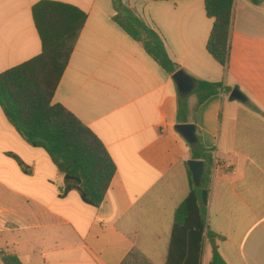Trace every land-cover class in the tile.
<instances>
[{"label":"crops","instance_id":"1","mask_svg":"<svg viewBox=\"0 0 264 264\" xmlns=\"http://www.w3.org/2000/svg\"><path fill=\"white\" fill-rule=\"evenodd\" d=\"M40 1L0 0V74L42 53ZM50 1L88 16L53 102L96 134L117 171L99 207L78 191L62 196L48 153L0 106V264L1 254L22 264H166L175 212L191 192L184 124L214 159L207 223L216 237H204L201 264L213 244L226 264H264V0H235L227 68L208 52L206 0H121L161 37L175 73L118 25L115 0ZM179 71L194 81L189 94ZM199 82L221 87L200 103ZM236 88L246 103L230 101Z\"/></svg>","mask_w":264,"mask_h":264},{"label":"trees","instance_id":"2","mask_svg":"<svg viewBox=\"0 0 264 264\" xmlns=\"http://www.w3.org/2000/svg\"><path fill=\"white\" fill-rule=\"evenodd\" d=\"M252 2L259 5L262 0ZM115 5L118 25L141 43L164 69L175 73L177 65L170 59L158 33L121 0H115ZM234 5L235 0L205 1L207 15L214 20L208 52L225 68L229 63ZM33 18L43 51L0 74V106L6 119L28 144L48 153L65 181L62 196L78 191L86 204L99 207L116 175V165L96 134L64 106L53 102L88 16L74 5L43 0L34 5ZM220 87L199 82L200 103ZM191 147L192 159L203 160L205 171L200 187L195 186L190 172L191 192L175 212L166 264H201L204 237L210 243L216 237L207 223L214 159L200 141ZM212 254L210 264H226L214 244ZM1 257L4 264H22L16 256L1 254Z\"/></svg>","mask_w":264,"mask_h":264},{"label":"water","instance_id":"3","mask_svg":"<svg viewBox=\"0 0 264 264\" xmlns=\"http://www.w3.org/2000/svg\"><path fill=\"white\" fill-rule=\"evenodd\" d=\"M175 80L178 84L179 90L183 94H189L194 88L193 79L188 76L185 72L179 71L175 74ZM230 101H239L242 103L247 102L246 96L242 94L237 88L234 89L230 95ZM178 130L191 144H195L196 139V129L191 124L179 125ZM190 172L192 174L193 182L196 187H200L201 181L205 171V164L201 160H191L188 163Z\"/></svg>","mask_w":264,"mask_h":264},{"label":"rangeland","instance_id":"4","mask_svg":"<svg viewBox=\"0 0 264 264\" xmlns=\"http://www.w3.org/2000/svg\"><path fill=\"white\" fill-rule=\"evenodd\" d=\"M6 145V141L0 136V146ZM1 263V262H0Z\"/></svg>","mask_w":264,"mask_h":264}]
</instances>
